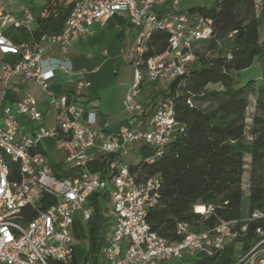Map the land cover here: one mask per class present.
Returning <instances> with one entry per match:
<instances>
[{
	"label": "built area",
	"instance_id": "obj_1",
	"mask_svg": "<svg viewBox=\"0 0 264 264\" xmlns=\"http://www.w3.org/2000/svg\"><path fill=\"white\" fill-rule=\"evenodd\" d=\"M169 1L76 0L61 31L38 38L33 36L36 18L31 12L11 14L0 8V56L14 58L0 61V264H70L74 216L81 212L83 221L91 220L93 212L88 199L97 192L108 197L113 219L101 241L104 264H176L184 258L212 256L236 237V232L220 218L202 232L179 223L174 241L152 232L146 216L159 200L160 180L152 177L138 182L129 163L124 162L128 148L140 145L154 152L148 160L152 162L161 156L176 131L182 130L170 100L156 105L149 120L144 121L140 84L167 85L184 76L196 59L195 51L213 36L210 20L173 10L159 13L157 8ZM173 1L180 6L198 0ZM201 1L207 4L209 0ZM118 13L125 14L137 30L134 44L124 54V58L134 60L136 70L122 102L130 117L128 123L108 137L107 126L98 127L95 111L86 110L67 92L56 94L50 90V72L44 69L43 61L46 53L55 49L64 58L75 37L92 26H104ZM45 15L46 11L42 17ZM8 25L24 29L29 41H12L2 30ZM154 32L168 35L166 50L142 60ZM235 33L230 32L227 38ZM224 55L230 58L227 51ZM140 64L143 75L139 73ZM58 69L73 75L70 69ZM23 81L35 84L45 94L54 110L51 128L46 127V116L31 93H23L12 106L3 105L9 87H18ZM89 86V82H80L77 89ZM253 111L251 104L247 123L251 122L249 115ZM20 118L27 120L28 135L19 132ZM46 139L53 140L56 151L64 152V163L72 170L68 177H57L51 172L41 151ZM90 149L95 150L96 156L87 154ZM100 155L114 156L104 175L89 169V164ZM47 197L55 203H47ZM193 212L207 218L212 207L196 205ZM31 215L34 218L30 219ZM256 221L264 224V211H254L244 220ZM246 226L240 228L242 232ZM256 235L259 240L237 264H264V228L258 227Z\"/></svg>",
	"mask_w": 264,
	"mask_h": 264
},
{
	"label": "trees",
	"instance_id": "obj_2",
	"mask_svg": "<svg viewBox=\"0 0 264 264\" xmlns=\"http://www.w3.org/2000/svg\"><path fill=\"white\" fill-rule=\"evenodd\" d=\"M73 3L71 0L49 3L45 8L46 15L36 17L34 38L59 33ZM255 6V0L185 3L177 12L210 20L211 40L201 43L187 73L167 84L165 89L152 95L144 88L153 84H140L142 105L145 111L149 110L146 115L152 113L156 105L170 100L175 119L182 126L160 157L149 162L154 152L140 145L137 162H128L138 182L152 177L160 180L159 200L148 209L146 216L151 231L174 241L177 224L185 223L192 231L202 232L212 228L220 218L236 232V237L223 249L212 256L190 258L191 264L240 263L259 240L256 229L264 228L261 221L244 222L242 190L243 174L248 169L250 187L246 212L248 216L254 211L263 212L264 85L256 87L249 81L236 88L234 80V75L248 69L255 58L264 63V0H261L257 17ZM232 31L236 33L228 39L227 35ZM5 35L15 43L29 41V34L24 29ZM167 41L166 33H152L142 60L164 52ZM225 51L230 58L225 57ZM138 67L142 69V64ZM211 86L219 88L211 89ZM251 104L254 111L249 117L251 122L247 123V109ZM113 159V155H100L89 164V169L104 175ZM45 200L49 204L55 203L50 197ZM196 205L211 206L212 214L207 218L195 214L193 207ZM94 219L95 215L90 221ZM245 224L246 230L242 232L240 228ZM84 260V250L74 247L70 264H82Z\"/></svg>",
	"mask_w": 264,
	"mask_h": 264
},
{
	"label": "crops",
	"instance_id": "obj_3",
	"mask_svg": "<svg viewBox=\"0 0 264 264\" xmlns=\"http://www.w3.org/2000/svg\"><path fill=\"white\" fill-rule=\"evenodd\" d=\"M25 0H0V8H3L5 11L11 13V14H19L24 10H27L31 12L34 17H42L45 13V8L48 6L49 3H52L53 0H39L41 3L36 8H30L25 3ZM64 0H58V3L62 2ZM70 1V0H69ZM76 1V0H71ZM44 2V3H43ZM177 2L170 0L166 4H164L161 7L157 8V11L164 12V11H178L175 10V6H177ZM179 8H182V5L180 4ZM35 27V26H33ZM3 32H15L20 30L19 28H14L13 26H5L2 28ZM137 30L134 29L128 22V19L125 14L118 13L113 18L108 20V22L104 26H92L90 27L84 34H81L77 37H75L72 42L71 46L69 47L67 54L64 58H62L58 52V50H52L50 52H47L45 55V60L43 61V67L45 70H49V76L48 80L50 83V90L56 94L61 92H69L71 93L75 99H77L82 106L86 110H93L95 111L97 115L98 120V127L107 126L102 125L101 123L104 122L103 116L99 111V108L95 105L92 106L90 103L93 99L96 98L95 92L93 90H87L91 87V84L89 88H83L78 90L77 85L80 82H87V81H77L76 83H73L71 80L67 81V84L65 87L61 85L60 82V76L62 73L63 75H67V77H73L74 75L78 76V72H75L74 65L81 66L82 64H86L87 66L91 67V73H96L97 66L91 65V62L93 60L97 61V52L91 53L89 52V49L97 47L99 45H106L108 49L103 50L102 56H109L111 54V58L122 57L124 60H129L130 63H134L133 59H126L124 58V54L129 47H131L136 39ZM30 39V36H29ZM88 50V51H87ZM87 52V53H86ZM86 53L88 55L87 63H85V60L81 59L83 57V54ZM76 54V55H75ZM2 60H8L12 61L14 60L13 57L6 56L2 57L0 56V61ZM63 65H68L70 67V70L73 72V75H68L62 72L58 69V67H64ZM93 66V68H92ZM90 83V82H89ZM1 87V84H0ZM128 89V88H127ZM126 89V91H127ZM126 91L122 94V101H121V108L122 112L124 113V117L118 121H115L113 124L107 126V136L110 137L114 131L119 129L121 126L127 125L129 116L124 112L123 109V98L126 93ZM31 93L36 100L38 101V104L40 106L41 111L46 116V127L51 128L53 125V117H54V110L52 106L48 103L45 94L40 90L38 86L31 82H20L18 87L10 86L9 90L6 94V100L4 102V106H12L14 105V102L23 94V93ZM139 100L142 104L143 98L142 94L140 92ZM144 108V107H143ZM149 110H144L145 114L143 115V119L145 122H147L150 118V114L146 115ZM106 122V121H105ZM2 123V116L0 113V124ZM19 132L20 134H29V125L27 123V120L25 118L19 119ZM134 146L128 148V153L124 157V162H127V158H130V161L137 160V151H132ZM41 151L46 156L50 170L51 172L57 176V177H66L72 174L71 168L64 163V152L62 151H56L54 149V142L52 139H46L42 142L41 145ZM87 154L89 156H96V152L94 149H90L87 151ZM98 157V156H97ZM105 196L102 193H95L93 196H91L88 199V206L90 208V203H93L97 200L99 196ZM107 197V196H106ZM109 207V205H108ZM92 210V209H91ZM93 215H95V212L92 210ZM78 214L76 213L74 216V223L75 220L78 218ZM111 222L113 221L112 216L110 215ZM74 225V224H73ZM109 230V229H108ZM108 230L103 234V236L108 232ZM189 259V258H187Z\"/></svg>",
	"mask_w": 264,
	"mask_h": 264
},
{
	"label": "rangeland",
	"instance_id": "obj_4",
	"mask_svg": "<svg viewBox=\"0 0 264 264\" xmlns=\"http://www.w3.org/2000/svg\"><path fill=\"white\" fill-rule=\"evenodd\" d=\"M137 2L140 0H136ZM208 1V0H207ZM210 2L212 0H209ZM24 3L30 8H36L41 3L39 0H25ZM44 3V2H43ZM188 5L191 4H204V1H190L185 2ZM184 3V4H185ZM183 4V5H184ZM255 15H259L261 0H255ZM182 5V6H183ZM179 6H175V10H179ZM201 47H198L200 49ZM108 49L106 45H99L97 47L89 49V52H97V61L93 60L91 65H96V73H91L89 66L82 64L81 66L74 65L75 72L81 73V75H74L70 78L67 75L60 76V82L63 87L66 86L67 81L71 80L73 83L77 81H87L90 82L91 87L87 90H93L95 92L96 98L93 99L90 103L99 108V111L104 114L102 125H111L115 121L122 119L125 115L122 112L121 101L122 94L129 88L134 79V74L136 66L134 63H130L129 60H124L122 57L111 58L109 56H102L103 50ZM88 51V50H87ZM87 53V52H86ZM84 53L83 57L80 60L84 59L85 63L88 60V55ZM76 55V54H75ZM65 68L70 69L67 65H63ZM92 66V68H93ZM139 73L143 75L142 69L139 70ZM235 87H241L247 82L251 81L256 87L264 85V63L260 61L257 57L254 59L251 66L243 71H240L234 75ZM167 87L166 84L156 83L150 86L145 87L144 91H151L149 94L153 95V92H158ZM211 89H217L218 86H211ZM250 117V115H249ZM106 121V122H105ZM140 146L133 147L132 151H138ZM127 161H130V158H127ZM135 160L133 163H136ZM248 169L245 170L243 174V209L244 220L248 217L246 212L247 207V193L249 192V181H248ZM249 186V187H248ZM109 199L106 196H99L97 200L93 203H90V209L95 212L96 219L85 222L82 219L81 212H78V218L75 220L74 225L70 230L71 245L73 247H79L85 252V260L82 264H104L102 261L101 253V237L102 235L110 228L111 218H110V209L108 207ZM195 232V231H194ZM192 260L189 258H184L182 261L176 264H191Z\"/></svg>",
	"mask_w": 264,
	"mask_h": 264
}]
</instances>
